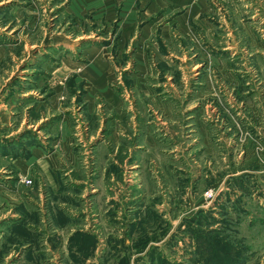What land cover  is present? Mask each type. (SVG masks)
<instances>
[{
	"label": "rangeland",
	"instance_id": "rangeland-1",
	"mask_svg": "<svg viewBox=\"0 0 264 264\" xmlns=\"http://www.w3.org/2000/svg\"><path fill=\"white\" fill-rule=\"evenodd\" d=\"M66 255L264 264V0H0V264Z\"/></svg>",
	"mask_w": 264,
	"mask_h": 264
},
{
	"label": "crops",
	"instance_id": "crops-1",
	"mask_svg": "<svg viewBox=\"0 0 264 264\" xmlns=\"http://www.w3.org/2000/svg\"><path fill=\"white\" fill-rule=\"evenodd\" d=\"M27 246V245H26ZM27 257V256H26ZM38 257H40L39 255H38ZM38 257L35 255V260H40L41 261V259H38ZM42 257V256H41ZM64 261H66V263H70V261H71V259H70V256L69 255H66V257H65V259H64ZM85 261V264H88V263H90L91 261L90 260H84Z\"/></svg>",
	"mask_w": 264,
	"mask_h": 264
},
{
	"label": "trees",
	"instance_id": "trees-1",
	"mask_svg": "<svg viewBox=\"0 0 264 264\" xmlns=\"http://www.w3.org/2000/svg\"><path fill=\"white\" fill-rule=\"evenodd\" d=\"M83 236V234H74L73 236H72V238H71V240L73 239L74 240V238L76 239V238H79V237H82ZM222 247V246H221ZM221 252V248H220V250H219V248H213V252Z\"/></svg>",
	"mask_w": 264,
	"mask_h": 264
}]
</instances>
